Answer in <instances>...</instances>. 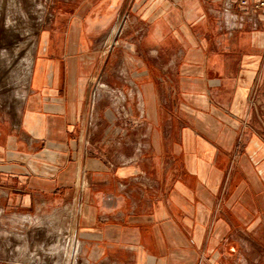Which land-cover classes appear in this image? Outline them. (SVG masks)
I'll return each mask as SVG.
<instances>
[{
	"label": "crops",
	"instance_id": "crops-1",
	"mask_svg": "<svg viewBox=\"0 0 264 264\" xmlns=\"http://www.w3.org/2000/svg\"><path fill=\"white\" fill-rule=\"evenodd\" d=\"M41 15L25 95L0 98V215L52 221L80 264H264V9Z\"/></svg>",
	"mask_w": 264,
	"mask_h": 264
},
{
	"label": "rangeland",
	"instance_id": "rangeland-1",
	"mask_svg": "<svg viewBox=\"0 0 264 264\" xmlns=\"http://www.w3.org/2000/svg\"><path fill=\"white\" fill-rule=\"evenodd\" d=\"M48 4L49 0H0L2 100L16 103L25 92L32 70V65L27 67L26 54L36 40L41 20L48 18L41 16ZM14 214L7 211L0 215V264H80L70 252L69 237L57 233L52 221L33 215L28 224L27 217Z\"/></svg>",
	"mask_w": 264,
	"mask_h": 264
},
{
	"label": "built area",
	"instance_id": "built-area-1",
	"mask_svg": "<svg viewBox=\"0 0 264 264\" xmlns=\"http://www.w3.org/2000/svg\"><path fill=\"white\" fill-rule=\"evenodd\" d=\"M239 7L243 11H257L264 9V0H225V11L230 12Z\"/></svg>",
	"mask_w": 264,
	"mask_h": 264
},
{
	"label": "bare ground",
	"instance_id": "bare-ground-1",
	"mask_svg": "<svg viewBox=\"0 0 264 264\" xmlns=\"http://www.w3.org/2000/svg\"><path fill=\"white\" fill-rule=\"evenodd\" d=\"M3 3V2H2ZM42 16V15H41ZM29 42V41H28ZM35 41H32V43H31V49L29 50V51H27V54H26V59L25 60H27V67H29V66H31L32 65V63H33V54H34V52H35ZM28 44H30V43H28ZM27 45V44H26ZM27 46H29V45H27ZM25 50H27V49H25ZM28 77V76H27ZM29 78V77H28ZM18 79V78H17ZM29 85V84H28ZM26 87V86H25ZM25 91V90H24ZM27 92V91H26ZM25 95V94H24ZM56 220V219H55ZM51 223V222H50ZM30 224V223H29ZM49 224V223H48ZM15 234V233H14ZM23 238V237H22ZM21 251V250H20ZM23 254V253H22ZM23 256V255H22ZM17 259V258H16Z\"/></svg>",
	"mask_w": 264,
	"mask_h": 264
}]
</instances>
